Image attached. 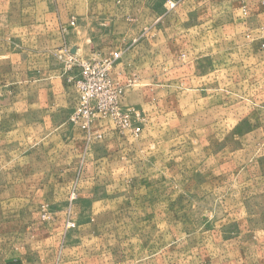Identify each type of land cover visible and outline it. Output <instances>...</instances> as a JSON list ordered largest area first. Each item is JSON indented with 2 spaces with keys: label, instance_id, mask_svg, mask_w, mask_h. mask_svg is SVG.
<instances>
[{
  "label": "rangeland",
  "instance_id": "rangeland-1",
  "mask_svg": "<svg viewBox=\"0 0 264 264\" xmlns=\"http://www.w3.org/2000/svg\"><path fill=\"white\" fill-rule=\"evenodd\" d=\"M165 16L196 30L174 50L169 38L164 81L156 65L149 82L113 75L131 112L123 129L99 115L83 132L76 98L51 148L67 173L45 179V194L19 175L36 166L22 160L31 145L0 130V264H264V0H165Z\"/></svg>",
  "mask_w": 264,
  "mask_h": 264
},
{
  "label": "crops",
  "instance_id": "crops-1",
  "mask_svg": "<svg viewBox=\"0 0 264 264\" xmlns=\"http://www.w3.org/2000/svg\"><path fill=\"white\" fill-rule=\"evenodd\" d=\"M72 21L75 25L70 27ZM169 21L165 0H0V92L6 101L0 105V113L9 117L0 122V130L12 131L6 138L13 137L14 145H31L27 157L21 159L26 162L27 158L36 166L23 168L19 174L27 179L28 188L45 194L50 190L45 179L67 173L62 169L53 171L51 148L54 141L60 142L66 136L77 95L66 82L63 64L57 58L59 50L67 47L81 58H89L109 56L111 50L120 49L122 58L113 73L117 82L125 86L129 81H152V65L158 67V81H164L162 67L171 62L169 56L165 57L169 38L173 36V50L177 49V39L196 28L182 27L178 32L176 26H168ZM195 39L191 44L196 43ZM153 50L156 59L150 57ZM171 56L175 63L177 54ZM132 93L129 90L127 104L133 102ZM146 93L147 89L141 96ZM115 132L108 136L117 140ZM41 237L43 252L54 257L52 233Z\"/></svg>",
  "mask_w": 264,
  "mask_h": 264
},
{
  "label": "built area",
  "instance_id": "built-area-1",
  "mask_svg": "<svg viewBox=\"0 0 264 264\" xmlns=\"http://www.w3.org/2000/svg\"><path fill=\"white\" fill-rule=\"evenodd\" d=\"M74 25V21L69 23L70 27ZM62 30L67 29L63 27ZM57 58L64 65L67 84L78 91L71 121L80 130L90 134L92 123L99 115L111 117L118 128L130 126L131 112L119 110L122 89L113 79L115 66L121 59L120 52L81 58L71 49L62 47ZM67 227L73 228L74 224L67 223Z\"/></svg>",
  "mask_w": 264,
  "mask_h": 264
}]
</instances>
